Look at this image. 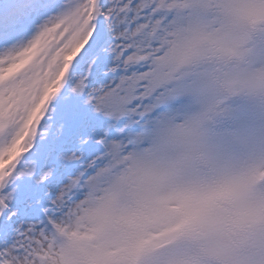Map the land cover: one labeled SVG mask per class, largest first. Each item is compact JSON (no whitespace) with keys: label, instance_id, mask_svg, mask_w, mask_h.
<instances>
[{"label":"snow or ice","instance_id":"1","mask_svg":"<svg viewBox=\"0 0 264 264\" xmlns=\"http://www.w3.org/2000/svg\"><path fill=\"white\" fill-rule=\"evenodd\" d=\"M0 264H264V0H0Z\"/></svg>","mask_w":264,"mask_h":264}]
</instances>
